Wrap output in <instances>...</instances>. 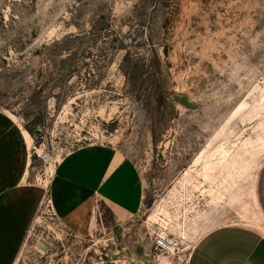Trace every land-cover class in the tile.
I'll list each match as a JSON object with an SVG mask.
<instances>
[{"label":"rangeland","instance_id":"rangeland-1","mask_svg":"<svg viewBox=\"0 0 264 264\" xmlns=\"http://www.w3.org/2000/svg\"><path fill=\"white\" fill-rule=\"evenodd\" d=\"M0 113L45 187L14 264H187L210 229L264 230V0H0ZM96 143L137 166L143 207L62 219L54 168Z\"/></svg>","mask_w":264,"mask_h":264},{"label":"crops","instance_id":"crops-1","mask_svg":"<svg viewBox=\"0 0 264 264\" xmlns=\"http://www.w3.org/2000/svg\"><path fill=\"white\" fill-rule=\"evenodd\" d=\"M16 124L0 113V264L16 262L45 197L44 186L27 181L28 138ZM47 193L53 210L65 220L90 212L95 200L137 215L145 199L137 166L121 150L103 143L64 156ZM261 228L229 224L210 229L193 246L187 264H264Z\"/></svg>","mask_w":264,"mask_h":264},{"label":"built area","instance_id":"built-area-1","mask_svg":"<svg viewBox=\"0 0 264 264\" xmlns=\"http://www.w3.org/2000/svg\"><path fill=\"white\" fill-rule=\"evenodd\" d=\"M165 243L169 245V244H171V241L161 242L160 244H161V245H166ZM166 246H167V245H166Z\"/></svg>","mask_w":264,"mask_h":264}]
</instances>
